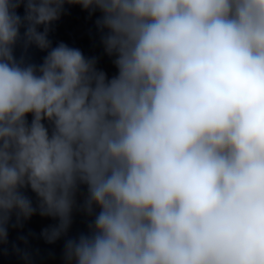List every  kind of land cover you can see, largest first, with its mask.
I'll return each instance as SVG.
<instances>
[{
	"label": "clouds",
	"instance_id": "9594fccd",
	"mask_svg": "<svg viewBox=\"0 0 264 264\" xmlns=\"http://www.w3.org/2000/svg\"><path fill=\"white\" fill-rule=\"evenodd\" d=\"M65 4L101 13L117 75L51 47ZM80 185L66 264H264V0H0V242L29 188L65 235Z\"/></svg>",
	"mask_w": 264,
	"mask_h": 264
},
{
	"label": "water",
	"instance_id": "95a60500",
	"mask_svg": "<svg viewBox=\"0 0 264 264\" xmlns=\"http://www.w3.org/2000/svg\"><path fill=\"white\" fill-rule=\"evenodd\" d=\"M87 195V186L80 185L75 195V204L69 229L65 235H62L52 243L46 240L43 233L45 229H50L57 224L58 220L52 217L47 218L29 264H66L64 259L66 241L71 238H78L81 234H88L90 232L89 226L94 221L95 214L99 212V208H94L93 214H88L85 207Z\"/></svg>",
	"mask_w": 264,
	"mask_h": 264
}]
</instances>
